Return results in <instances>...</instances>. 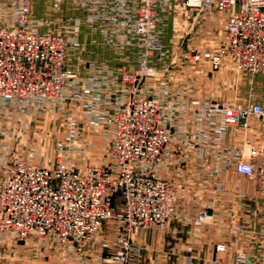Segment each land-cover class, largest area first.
Masks as SVG:
<instances>
[{"label":"built area","instance_id":"1","mask_svg":"<svg viewBox=\"0 0 264 264\" xmlns=\"http://www.w3.org/2000/svg\"><path fill=\"white\" fill-rule=\"evenodd\" d=\"M75 1H81L90 13L88 24L103 21L118 28L126 23L130 26L128 43L146 49L136 71L112 75V82L124 87L120 100L110 114L91 123L110 128L111 165L72 166L66 142L57 143L56 161L50 166L36 163L31 152L7 157L4 146L0 156V234H11L16 244L30 245L36 256L40 252L43 256L59 254L67 260L66 256L94 253L90 247L96 245L101 249L103 264H137L138 233L146 228L162 233L178 216L181 188L161 177L162 170L181 150L205 160L204 145L181 141L172 134L176 111L166 100L148 95L141 87L145 77L164 78L149 65L148 57L153 49L161 54L158 26L165 11L161 5L167 0ZM181 1L183 7L207 16L230 13L224 25L227 37L212 55L214 69L227 62L239 74L264 76V0ZM31 7V0H0V128L7 115L30 113L34 105L39 108L59 102L74 77L66 67L67 37L40 32ZM103 10L106 12L101 13ZM74 97L80 99L81 94ZM178 109L180 114L190 110L187 106ZM198 114L201 119L216 120L226 130L242 134L239 148H228L231 158L211 176L224 177L233 168L239 176L264 186V101L257 102L255 94L250 93L246 103L210 101ZM253 131L259 137H252ZM75 137L68 143L75 145ZM235 197L238 201L246 199L239 193ZM218 219L216 212L199 209L192 221L201 228L217 226ZM110 221L113 224L107 234L114 236L113 243L102 236ZM234 229L243 232L239 224ZM216 252L225 253L226 246L217 245ZM245 259L246 255L239 253L234 263L241 264Z\"/></svg>","mask_w":264,"mask_h":264},{"label":"crops","instance_id":"2","mask_svg":"<svg viewBox=\"0 0 264 264\" xmlns=\"http://www.w3.org/2000/svg\"><path fill=\"white\" fill-rule=\"evenodd\" d=\"M72 1L77 5L75 0ZM166 2L170 7L174 6V0ZM166 2L165 5H161L165 11L158 26L162 54H154L156 56L152 59L153 66L164 73L165 77L157 82L150 81L144 85V91L148 95L166 100L167 105L176 111L177 119L171 128V133L178 136L181 141L201 142L204 145L205 160H199L190 156L186 150H181L175 161L170 162L162 170L161 177L175 181L181 188L182 193L177 207L178 216L170 221L167 229L162 233L153 228H146L138 233L135 240L136 262L137 264H235L236 255L243 253L246 259L241 264H264L263 184L239 176L233 168L228 169L224 177L211 176L213 170L218 166L222 167V163L231 158L227 155V149L239 148L242 134L238 131L226 130L216 120L201 119L198 114L210 101L228 99L246 103L250 93L255 94L257 102H263L264 76H254L252 79L246 75L244 77L227 62L219 69H214L209 56L217 49L223 34L214 36V45L211 46L210 38L201 39L202 31L214 32V29L209 28L210 24L204 22L201 23L202 27L197 28L198 37H193L191 34L196 28L192 25L187 33V42L177 47L170 46L168 40L171 25L167 19L169 16L166 15L171 9L166 8ZM67 3L65 2L64 6ZM31 4L33 11L35 8L36 10L43 8L44 11L48 6L50 13L56 12L55 19H52V15L47 12H38L36 15L33 12V20L38 24L37 28L40 32L50 33L49 29H54L53 21L57 31L62 32L66 29L67 25L63 23V19H69L61 15L64 6L59 1L31 0ZM80 15L76 14L74 22L76 25L72 28L83 38L81 33L86 28H83L84 19L81 20L80 17L83 16ZM215 16L216 14L208 15L205 22ZM221 17L222 22H226L227 15ZM101 22V25H105L103 21ZM110 28L111 33L114 34V41L108 40L104 36L103 29L95 26V30L91 29L90 35H86V40L90 42L88 44L81 42L79 36L76 45L69 48L66 60V67L74 73L64 99L66 114L71 115L78 125L84 126L83 128L89 127L91 129L89 133L94 136L108 135V125L93 126L92 120L110 114L117 106V101L124 90L119 82H112V75L121 71L134 72L144 54L142 48L128 43L130 37L128 24ZM199 49L203 56L199 60L193 58L194 62L191 65L185 60L186 55L191 57L195 54V50ZM75 93L81 94V98H75ZM183 106L190 108L187 114H180L178 108ZM34 109L36 110L37 107ZM28 125L27 122L25 125L27 127L24 126L26 132L29 130ZM3 127L4 123L0 128V156L4 152L7 157H12L17 153L3 151L8 137L5 134L4 143H1L5 133ZM76 129L82 128L76 126ZM84 135H86L85 130L81 133V136ZM251 135L259 137L255 131ZM79 140L83 141L80 136L78 142ZM215 143L217 146L214 147ZM95 160L100 162L102 157L99 156ZM236 193L245 196L246 199L238 201L235 197ZM199 209H207L219 214L217 226L200 228L195 225L192 221L193 214ZM237 224L242 226L243 232L235 231ZM219 244L226 246L225 253L216 252V246ZM47 257L50 258V255L43 256L42 252L36 256L34 248L28 244H16L11 234L5 236L0 234V264H20V261L24 263L31 259L44 260Z\"/></svg>","mask_w":264,"mask_h":264},{"label":"rangeland","instance_id":"3","mask_svg":"<svg viewBox=\"0 0 264 264\" xmlns=\"http://www.w3.org/2000/svg\"><path fill=\"white\" fill-rule=\"evenodd\" d=\"M56 1H59V3L63 6L65 2H68L64 7L62 6L63 13H61V15L69 20L63 19V23L66 24L67 26H66V29H63L62 32H59V30L57 31V26L55 25L53 21L52 24L54 25V29L53 28L49 29L50 30L49 32L50 34L60 33L61 35L66 36L69 42V48H71L73 45H76V41H77V38L79 39V36H80L81 42L88 44L90 41L86 40V35L87 34L90 35L89 31L91 29L95 30V26L103 29V32L105 34L104 36L108 40H110L111 42L115 40V38L113 37L114 34L111 33V30H112L110 28L111 25H107L105 22H104L105 25H101L102 24L101 21L98 22L99 26H97L98 23H96L95 25H90L86 22V19L88 18L90 13L87 11V9L85 8L84 4H82L81 1L80 2L75 1L77 5H74L72 0H56ZM33 12H34V15L38 14V12L39 13L47 12L49 14L50 10L48 6L46 7V10L44 9V11H43V8L38 9V10H36L35 8V11H33L32 9V15H31L32 19H33ZM105 12L106 11L103 10L101 13H105ZM55 13H56L55 11L50 13L53 17V18L52 17L50 18L55 19L56 17ZM97 13H95V15H97ZM169 13L166 16H169L167 19L169 21V24L171 25L170 32H169V40H168L169 43H171L170 46L175 45L177 47V46H181L183 42L184 43L187 42V33H188L189 28L190 29L192 28V25H195L196 28L192 30L191 34L193 35V37H198L199 34L197 33L199 29L197 28L202 27L201 23L203 22L206 24H210L209 25L210 29H214L213 30L214 32L212 33H207L206 31H202V36H201V39L210 38L209 40L212 42L211 46L214 45V41H213L214 36L218 37L219 34L222 33L223 34L222 40L224 38L226 39L227 37L226 31H224V26H223L225 22L224 21L222 22L221 15L217 14L216 12H214V14H216L215 17H213L212 19H208L207 20L208 22H205L206 19L208 18L206 14L203 15V13H199L198 10L194 8L183 7L181 0H174V6L171 7V11ZM227 13H228L226 14L227 16L230 15L229 12ZM76 14H81L80 16H83V17H80L81 20L84 19V23L82 24L83 28L88 29V32H86V29H85L81 33L83 34V38L72 28L73 26L76 25L74 23L76 20ZM99 16H102V14L101 15L99 14ZM58 18L60 19V17ZM103 18H105V16H103ZM225 20H227L226 17H225ZM222 40L219 41L220 43L217 49L215 50V52L219 50ZM159 43L162 46L161 37L159 38ZM143 50H145L146 52L145 48ZM153 51H154L153 54H157L158 52V50L156 49H153ZM198 52L200 53L199 56H197ZM153 54L148 57L149 65L151 66H153L152 59L154 56H156ZM161 54H162V51H161ZM209 55L210 54H207V56ZM212 55L209 56L211 60H212ZM202 56L203 54L201 50L199 49V50H195V54L191 57L186 55L185 60H187L192 65L194 61H191V60H193V58H197L199 60V58ZM153 68L155 67L153 66ZM136 69H138V65ZM158 71L162 73L160 70ZM247 74L248 73L243 72L242 75L249 76L251 77V79L254 78V76H251L250 74L247 75ZM256 76H262V75L258 74ZM149 78L150 77H145L143 79L141 87L148 84L150 81L152 82L158 81V80L149 79ZM65 96H67L66 91L63 94L62 99L59 102H53L51 106L40 105L39 108H37L36 110L34 109L30 113L22 112V113L16 114L13 117H10L9 115H7L6 121L3 127L5 133L2 136L1 143L2 142L4 143L5 134L8 135L6 139V148L8 152L17 153V155L21 157L25 156L27 152H31L36 158V163H40V165H44V166H50L54 160L56 161V157H57L56 148H57L58 142H66V152L68 153L69 155L68 158H70L71 160L70 162L72 166L74 167L75 166L82 167L88 164L90 165H109L110 164L111 165V158L109 156L110 148H111V140L109 136L108 135L107 136H99V135L94 136V134L89 133V131L91 130L89 127H86L85 129L83 128L84 127L83 125H78L77 124L78 122L75 121L71 115L66 114L65 103H64L65 102L64 99L66 98ZM119 100L117 101V103L119 102ZM34 108H35V105H34ZM27 122L29 123L28 125L29 130L26 132L25 127L27 126L25 125ZM74 124L77 127H80L82 129L81 130L76 129V126ZM10 129H11V132H10ZM83 130H85L86 135L81 136V133ZM105 130L106 128L104 127V131ZM6 132L10 133L11 135L7 134ZM78 135L83 141L79 140L80 142H78V137H79ZM74 137H75L74 141H76L75 145H72L71 143L69 144L68 143L69 139H73ZM86 148L88 149L86 150ZM85 155H86V158H85ZM99 156L102 157V161L100 162L95 160V158ZM120 203H121V199H118L117 204L119 205ZM112 224L113 222L110 221L109 225H106V228L104 227L105 228L104 234H102V236H104V238L107 239L110 243H113L115 239L113 235L107 234L110 231L109 227H111ZM90 249H92L94 253H92L91 251H87L83 255H78L76 257L66 256L67 260H63V257L60 258L59 254H51L50 258L47 257L44 260L31 259L30 261H27L24 263L20 261V264H103L99 256L101 249L99 247L94 248V246H91ZM4 255L5 254H3V257H4L3 260L5 261Z\"/></svg>","mask_w":264,"mask_h":264}]
</instances>
